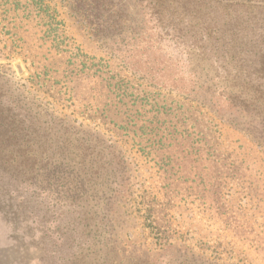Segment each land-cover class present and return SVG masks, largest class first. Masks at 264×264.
Returning <instances> with one entry per match:
<instances>
[{
  "label": "rangeland",
  "instance_id": "374dc122",
  "mask_svg": "<svg viewBox=\"0 0 264 264\" xmlns=\"http://www.w3.org/2000/svg\"><path fill=\"white\" fill-rule=\"evenodd\" d=\"M16 2L0 0V99L21 116L14 103L26 105L37 136L51 100L29 84L25 57L39 43L7 10ZM46 4L85 55L190 106L194 129L183 140L158 136L156 163L146 140L118 134L90 148L70 130L49 150L29 147L24 162L0 154V264H264V0ZM92 86L76 85L78 105ZM41 150L62 167L61 187L41 169ZM72 172L89 193L70 184ZM146 202H155L150 219Z\"/></svg>",
  "mask_w": 264,
  "mask_h": 264
},
{
  "label": "trees",
  "instance_id": "16d2710c",
  "mask_svg": "<svg viewBox=\"0 0 264 264\" xmlns=\"http://www.w3.org/2000/svg\"><path fill=\"white\" fill-rule=\"evenodd\" d=\"M46 2L47 0H19L7 8L12 12L15 23L24 24L23 28L25 26L37 36L39 44L35 49L29 50V58L25 57L32 69L29 84L35 92L48 97L51 104H47V110L43 107L42 111L45 113L41 115L44 118L41 121L44 123L42 132L34 136V118L24 110L28 107L14 103L21 111V116L15 114L13 108H4L0 99L2 160L5 158L7 163L24 162L29 147L42 148L47 145L45 148L49 150L57 141H66L65 132L70 130L74 137L70 136L68 139H74L79 145L91 146L90 148L95 147V143L99 141L118 140V134L133 142L146 140L145 146L141 147L143 154L152 163H156V146L160 142L158 136L165 134L181 140L189 136L187 129H194V126L187 124L189 122L185 121L184 115L192 112L190 106L185 109L184 104L168 100L155 91L141 88L140 84L130 79L114 75L105 61L85 55L63 30H59L55 12ZM82 80H89L93 84V97L83 106L76 102L75 90ZM30 101L29 104L34 105ZM55 106L61 111L70 110V116L67 118ZM168 117H172L173 121L166 125L164 120ZM128 132L132 133L131 136ZM76 134L81 136L77 137ZM41 136L44 137L42 141ZM41 154L44 158L41 169H47L50 181L61 187L60 179H55L54 175L64 174L62 167L53 161L51 154L45 155L44 150H41ZM75 176V182L72 180L70 184L75 183L78 186L76 190L82 195L89 193V180L77 174ZM61 183L62 186L68 184L66 181ZM146 203L143 204V211H147L149 217L155 202ZM151 229L156 236L164 235L157 227Z\"/></svg>",
  "mask_w": 264,
  "mask_h": 264
}]
</instances>
